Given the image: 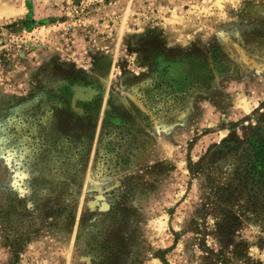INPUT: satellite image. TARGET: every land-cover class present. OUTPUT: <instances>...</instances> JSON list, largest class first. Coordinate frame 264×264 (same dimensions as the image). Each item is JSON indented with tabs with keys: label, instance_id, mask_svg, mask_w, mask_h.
Here are the masks:
<instances>
[{
	"label": "rangeland",
	"instance_id": "rangeland-1",
	"mask_svg": "<svg viewBox=\"0 0 264 264\" xmlns=\"http://www.w3.org/2000/svg\"><path fill=\"white\" fill-rule=\"evenodd\" d=\"M82 256L264 264V0H0V264Z\"/></svg>",
	"mask_w": 264,
	"mask_h": 264
},
{
	"label": "water",
	"instance_id": "water-1",
	"mask_svg": "<svg viewBox=\"0 0 264 264\" xmlns=\"http://www.w3.org/2000/svg\"><path fill=\"white\" fill-rule=\"evenodd\" d=\"M77 89H83V88L82 87H76V89H75L76 90V93H75L74 98H85V97L89 96V94L88 95L86 94L87 96H80V95H78ZM73 102H74V100H73ZM97 199H103V195L102 194H99L97 196ZM92 201L93 200L89 201V203H88V205H89L90 208H94L95 207V204H96V203H91ZM94 201H97V200H94ZM81 260L85 261L86 264H91V259H90L89 256H82L81 257Z\"/></svg>",
	"mask_w": 264,
	"mask_h": 264
},
{
	"label": "bare ground",
	"instance_id": "bare-ground-1",
	"mask_svg": "<svg viewBox=\"0 0 264 264\" xmlns=\"http://www.w3.org/2000/svg\"><path fill=\"white\" fill-rule=\"evenodd\" d=\"M85 90H83V89H77V93H78V95H80V96H87L86 95V93L84 92ZM97 201H92L91 203H96Z\"/></svg>",
	"mask_w": 264,
	"mask_h": 264
},
{
	"label": "flooded vegetation",
	"instance_id": "flooded-vegetation-1",
	"mask_svg": "<svg viewBox=\"0 0 264 264\" xmlns=\"http://www.w3.org/2000/svg\"><path fill=\"white\" fill-rule=\"evenodd\" d=\"M87 94V93H86ZM88 95V94H87ZM85 98H89V96L85 97ZM85 98H82V99H85Z\"/></svg>",
	"mask_w": 264,
	"mask_h": 264
}]
</instances>
